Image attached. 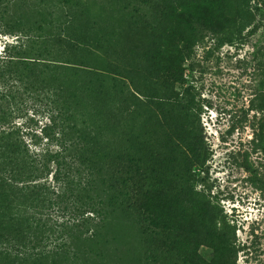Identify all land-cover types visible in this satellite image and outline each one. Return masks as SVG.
I'll list each match as a JSON object with an SVG mask.
<instances>
[{
  "label": "trees",
  "instance_id": "obj_1",
  "mask_svg": "<svg viewBox=\"0 0 264 264\" xmlns=\"http://www.w3.org/2000/svg\"><path fill=\"white\" fill-rule=\"evenodd\" d=\"M260 1L140 0L130 13L90 29L74 0L32 20L11 16V0H0V27L13 37L0 51V264H203L182 250L179 232L189 217L219 248L236 252L226 214L196 189L202 179L190 171L205 157L202 138L187 124L201 105L190 85L182 92L177 87L184 86L180 68L207 34L219 36V46L255 34L262 44ZM150 2L152 11H144ZM71 73L101 75L105 97L111 76L120 89L111 117L147 113L168 138L157 146V127L148 138L133 131L106 161L100 125L111 117L99 118L94 100L83 111V96L96 87L80 90ZM141 75L146 86L138 83ZM261 102L264 108V97ZM176 151L177 193L167 180L159 196L157 173L172 168ZM115 213L138 226L142 241L128 245L112 236L111 245L108 223Z\"/></svg>",
  "mask_w": 264,
  "mask_h": 264
},
{
  "label": "rangeland",
  "instance_id": "obj_2",
  "mask_svg": "<svg viewBox=\"0 0 264 264\" xmlns=\"http://www.w3.org/2000/svg\"><path fill=\"white\" fill-rule=\"evenodd\" d=\"M138 1L74 0V6L88 28H94V23H97V28L114 22L111 21L113 16L130 13L133 5H140ZM59 4L64 8L68 6L63 0H11L9 10L13 17L23 15L32 20L48 17L51 11H58ZM142 6L144 11H152L151 2ZM258 6L260 15L264 17V0ZM218 38L207 34L204 41L193 48L191 56L180 68L184 86L177 87V90L182 92L184 87L190 85L197 103L201 105L200 110H193L189 114L187 124L192 133L202 138L205 157L200 159L203 161L192 164L190 171L202 179L196 189L204 191L226 214L231 248L236 252L219 248L218 241L210 238L199 222L191 217L184 222L186 229L179 232V236L186 241L182 250L191 254L195 252L194 255L199 256L198 261L203 264H264V108L261 102L264 97V74L261 72V66L264 65V41L259 44V36L255 34L219 46ZM12 39L0 27V51L4 43ZM142 76L137 79L138 83L146 86L148 80ZM100 77L71 73L69 78L75 85H80V90L96 87V92H92L90 98L88 95L83 96V111H90L89 101L94 100L98 117H102L99 113L111 117L118 113L120 89H114L111 84L113 78L108 76V80L105 78L104 93H108L105 97L99 92ZM90 78L91 83L88 82ZM139 97L141 101H146V97ZM144 106L143 103L141 108ZM123 115L101 121L104 136L102 147L109 155L106 161H110L121 147L124 149L128 145L124 138L133 131L142 138H148L147 134L157 127V146L168 138L165 133L167 129L160 131L156 124L149 123L147 113ZM105 124L109 125L104 128ZM174 156L176 159L171 163L172 168L164 166L157 173L159 196L161 184L167 180L173 183L170 193H177L181 154L176 151ZM182 205L189 214L188 204ZM223 225L219 220L217 227ZM122 226L125 230L121 229ZM108 227L114 231L108 236L111 245L117 242L115 236L128 245L129 242L142 241L138 226L116 213L109 219ZM170 260L174 261L172 257ZM163 261L160 264H168L167 260Z\"/></svg>",
  "mask_w": 264,
  "mask_h": 264
}]
</instances>
